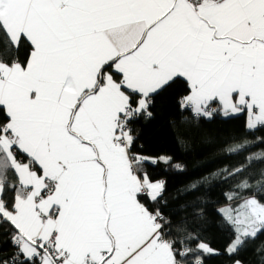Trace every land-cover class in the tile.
<instances>
[{"label":"snow or ice","instance_id":"6c2138e0","mask_svg":"<svg viewBox=\"0 0 264 264\" xmlns=\"http://www.w3.org/2000/svg\"><path fill=\"white\" fill-rule=\"evenodd\" d=\"M178 77L197 121L218 101L225 116L246 110L250 131L264 128V0H0V264H203L187 221L152 206L164 184L141 175L150 158L132 150L133 124ZM257 162L264 151L213 178ZM226 195L238 202L220 210L232 255L264 234V169Z\"/></svg>","mask_w":264,"mask_h":264},{"label":"trees","instance_id":"16d2710c","mask_svg":"<svg viewBox=\"0 0 264 264\" xmlns=\"http://www.w3.org/2000/svg\"><path fill=\"white\" fill-rule=\"evenodd\" d=\"M27 55L28 49L22 48L18 58L24 60ZM189 94L188 82L176 78L166 90L153 95L149 108L151 116H142L133 124L136 140L132 150L141 157L150 158L139 166L141 175L146 173L150 181L164 184L162 196L152 206L159 208L173 224L187 221L184 228L192 230L195 235L189 245L193 254L201 257L203 264H236L237 260L241 264H264V234L250 239L238 253H228L234 232L220 212L225 207L236 206L237 200L229 201L226 194L233 191L234 185L243 176H250L252 180L259 177L264 162L253 163L250 170L241 176L227 180L222 176L213 178L218 170L225 167L232 169L244 163L250 153L264 151V128L250 131L246 126V113L225 116L218 103H212L217 111L210 119L197 121L190 109L180 106V101ZM256 137L262 138L261 141H257ZM181 139L185 141L183 146ZM245 140L253 143L239 154L229 156L224 151L226 146ZM163 158H169V161L166 163ZM177 163L184 166L183 171L174 167ZM204 177L209 178L208 182L201 184L196 191H183L191 182ZM254 190L255 186L249 191ZM183 205L189 206L182 208ZM193 206L201 208L203 214L194 215ZM173 235L183 238L186 233L173 230ZM4 236L5 233L0 230V239ZM198 241L207 244L213 251H198ZM2 247L4 252L11 251L8 244ZM188 264H194V261L190 258Z\"/></svg>","mask_w":264,"mask_h":264},{"label":"crops","instance_id":"0c3cea01","mask_svg":"<svg viewBox=\"0 0 264 264\" xmlns=\"http://www.w3.org/2000/svg\"><path fill=\"white\" fill-rule=\"evenodd\" d=\"M178 78H182V77H178ZM184 79V78H183ZM156 94V93H155ZM155 94H153V95H155ZM213 103H218V105H219V107L222 109V105L218 102V101H214ZM222 113H223V111H222ZM243 113H246L247 114V111L245 110L244 112H240V113H230L229 115H227V116H237V115H241V114H243ZM247 119H248V114H247ZM248 122V121H247ZM230 207H232V206H230ZM235 207V206H234ZM225 208H227V207H225Z\"/></svg>","mask_w":264,"mask_h":264},{"label":"built area","instance_id":"2783aa9c","mask_svg":"<svg viewBox=\"0 0 264 264\" xmlns=\"http://www.w3.org/2000/svg\"><path fill=\"white\" fill-rule=\"evenodd\" d=\"M134 137H135V140H136V135H134Z\"/></svg>","mask_w":264,"mask_h":264}]
</instances>
